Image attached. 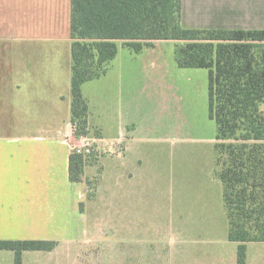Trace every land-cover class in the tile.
<instances>
[{
	"label": "crops",
	"instance_id": "obj_1",
	"mask_svg": "<svg viewBox=\"0 0 264 264\" xmlns=\"http://www.w3.org/2000/svg\"><path fill=\"white\" fill-rule=\"evenodd\" d=\"M180 24L183 29L264 30V0H180ZM71 43L70 0H0V241L56 243L51 251L22 252L21 264H237L238 244L227 234L226 241L206 240L203 234L214 227L192 210L174 216L171 240L160 236L162 230L150 237L127 225L122 248L109 243L106 252L97 251L103 234L95 216L104 173L91 163L108 161L114 189L109 201L123 191L128 204L149 182L139 172L147 155L138 145L145 139L131 127L127 112L132 85L123 66H113L117 51L103 76L81 86L88 136L96 134L107 154L86 164L81 183L69 181V156L78 142L71 124ZM144 49L149 48L136 54ZM97 112L107 115L106 125L97 122ZM99 174L88 198L86 182ZM217 189L222 202V185L221 192ZM260 253L264 243H246L245 264ZM255 260L264 264V257ZM13 263L14 253L0 250V264Z\"/></svg>",
	"mask_w": 264,
	"mask_h": 264
},
{
	"label": "trees",
	"instance_id": "obj_2",
	"mask_svg": "<svg viewBox=\"0 0 264 264\" xmlns=\"http://www.w3.org/2000/svg\"><path fill=\"white\" fill-rule=\"evenodd\" d=\"M70 39L75 137L89 134L81 86L105 74L117 42L138 53L154 42L172 41L178 68L208 71L214 176L222 185L227 239L238 244L237 264H245V244L264 243V30L183 29L180 0H70ZM94 156L70 153V182L83 181L84 167ZM55 246L52 241H0V250L14 253L13 264H21L24 251Z\"/></svg>",
	"mask_w": 264,
	"mask_h": 264
},
{
	"label": "rangeland",
	"instance_id": "obj_3",
	"mask_svg": "<svg viewBox=\"0 0 264 264\" xmlns=\"http://www.w3.org/2000/svg\"><path fill=\"white\" fill-rule=\"evenodd\" d=\"M118 49L120 55L113 66L116 70L123 66L126 81L132 85L128 96L130 105H123V108L127 107L131 127L145 139L138 145L147 155V162L140 164L139 172L149 182L143 186V195L133 196L128 204L123 191H119L117 199L109 201L114 189H111L108 161H102V166L91 163L104 173L95 216L103 234L96 243L100 247L97 251L106 252L109 243L113 246L117 243V247L122 248L127 225L138 234L145 230L150 237L162 230L160 236L167 234L166 239L171 240L169 229L174 216L178 211L186 216L190 210L196 215L203 214L202 220L214 227L213 232L203 234L206 240L226 241V215L216 190L217 186L221 192V185L217 179L214 180L215 189L211 184L210 172L215 165V124L208 117V71L178 68L172 41H157L154 47L144 49L139 55L120 44ZM115 99L113 97L111 102L117 108ZM106 116L97 112L95 119L106 125ZM85 137L95 136L76 137L78 142L73 145L81 144ZM97 154H107V147L98 145ZM100 177L99 174L89 181L91 192L95 193ZM88 220L91 227L93 218L89 213ZM97 251L92 250L93 253ZM255 257L263 259L264 255L253 254L249 264H263L261 260L256 262Z\"/></svg>",
	"mask_w": 264,
	"mask_h": 264
},
{
	"label": "built area",
	"instance_id": "obj_4",
	"mask_svg": "<svg viewBox=\"0 0 264 264\" xmlns=\"http://www.w3.org/2000/svg\"><path fill=\"white\" fill-rule=\"evenodd\" d=\"M75 129V127H74ZM98 151V140L90 137H85L81 140V144L72 147V152L82 155L87 158L91 155H96Z\"/></svg>",
	"mask_w": 264,
	"mask_h": 264
}]
</instances>
